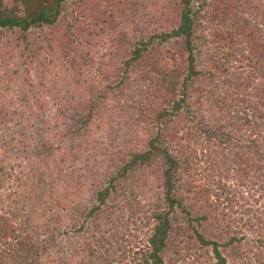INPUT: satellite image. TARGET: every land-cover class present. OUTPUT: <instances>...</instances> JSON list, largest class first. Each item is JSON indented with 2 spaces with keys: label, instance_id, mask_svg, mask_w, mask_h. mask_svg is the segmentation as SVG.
<instances>
[{
  "label": "rangeland",
  "instance_id": "374dc122",
  "mask_svg": "<svg viewBox=\"0 0 264 264\" xmlns=\"http://www.w3.org/2000/svg\"><path fill=\"white\" fill-rule=\"evenodd\" d=\"M76 1L66 3L54 30H33L29 41L36 46L32 45L30 49L37 60L35 66L28 70L22 63L27 59L29 50L24 52L23 44L18 41L19 47L11 56V46L9 48L5 44L6 37L10 35L0 36V106L3 104L7 112H16L12 122L0 125V182H13L16 189L14 182L19 177L21 186L29 193L27 196L31 198V204L26 209L25 217L34 219L37 223L35 234L38 241L51 244L42 257L43 264H83L86 258L93 264H140V256L136 253L146 250L147 237L152 227L149 217L154 205L150 187L156 188L158 185L154 177V173H158V167L152 165L140 170L136 175L146 183L144 189L138 190L131 198L121 197L115 202L110 201L106 209L110 208L109 214L102 213L84 220V217L76 215L82 209V205H77V197L80 193L83 197L89 195L93 185L101 180L98 179L101 173L98 165L100 162L102 164L103 161L102 165L106 167L110 154L115 159L112 163L119 159L120 150L115 148L118 143L121 144L120 135L130 134L127 142L133 144L135 135L139 133V142L134 144V150L144 149L142 141L148 134L145 127L141 123H132L128 128L127 121L131 118L127 113L118 114L116 111L121 104L119 99L125 97L113 95L105 85L107 77L112 79L114 76L116 79L130 50L125 39L131 37H126V34L149 24L153 28L157 23L165 26L166 23L156 21L157 13L156 16L148 14L146 18L140 14L142 7L162 11L156 7L161 0H145L146 5L138 0H130L132 3L125 5L129 10L130 20L113 27L109 34H87L86 39L91 40L89 45L69 48L65 41L71 40V32L77 34L78 30L82 31L87 20V12L80 14L79 2ZM84 1H87L88 6L93 2ZM241 2L264 6V0H206V6L199 12L200 22L196 28L197 48L202 54L213 53L219 44L217 37L223 38V48L219 45L217 59L232 52V56L228 58L229 64L225 67L231 81L241 72L252 73L249 67H244L246 61L241 59L252 57L251 53L262 48L264 43V31L261 36L255 37L254 47L249 48L245 36L239 35L242 31L233 33L234 28L228 33L227 30L219 29L222 21L228 24L233 17L241 16L254 22L253 17L257 14H242L243 9H234ZM199 3L197 0L194 10L199 11ZM171 15L166 17L174 25L178 19L171 20L174 17ZM240 22L245 21L243 19ZM102 24L104 25L100 23L101 26ZM262 27L264 28V24ZM250 29L245 30L243 35H247ZM55 33L57 41L54 39ZM90 35H93L92 39ZM122 39L124 45L121 43ZM179 50L167 52L163 63H170ZM68 53L69 56L65 58ZM180 56L183 58L184 55ZM61 59L72 60L74 66H69L70 62L66 63ZM147 67L145 61L138 74L145 75L149 70ZM229 83L227 80L226 85ZM90 106L93 108V119L89 126L80 135L66 134L67 130L70 131L78 123V118L85 116ZM59 108L61 111L64 109L63 117L57 114ZM57 115L61 118H56ZM208 116L204 114V122L210 121ZM15 125L21 127L13 128ZM210 125L213 126L212 129L217 128L214 123ZM44 129H51L53 132L45 136ZM190 136L188 137L186 130L178 131L173 149L174 155L180 159L181 168H187V158V172L193 175L196 173L199 177H196L195 183L194 180L190 182L187 179L191 176L183 172L179 181L182 187L180 195L184 198L190 219L194 221L192 224L208 240L218 242H222L226 236L247 234L251 239L237 245V249L234 246L221 249L222 254L229 257L231 264L242 263L243 260L245 262L246 257H254L253 254L261 250L258 244L255 247L257 241L253 234L246 232L248 229L241 223V226L236 225L243 219L246 211L252 210L248 217L256 220L257 210L261 211L263 208L264 194L258 191L260 187L257 185L260 180L252 182L249 179V174L253 175L257 170L249 167V164L239 165L237 155L230 158L228 153L232 149L224 150L216 138L211 141L205 136ZM42 144L48 148L47 151L37 155L31 151V147ZM245 166L250 168L247 176L245 172L238 173L239 167ZM41 179L44 180L41 182ZM38 182L42 184L39 185ZM204 190L208 191L206 195ZM198 191H201L199 198L202 202L195 195ZM27 196L25 195V199ZM186 219L181 212L175 215L163 264H215L212 248L198 243ZM197 219L200 220L196 221ZM236 221L238 222L235 223ZM80 227L83 228L79 232ZM114 229L118 231L117 240L124 242H120L125 248L123 252L120 251L121 245L119 248L117 243L116 246L114 243L111 245L116 239ZM188 233L193 237L191 242H188Z\"/></svg>",
  "mask_w": 264,
  "mask_h": 264
},
{
  "label": "trees",
  "instance_id": "16d2710c",
  "mask_svg": "<svg viewBox=\"0 0 264 264\" xmlns=\"http://www.w3.org/2000/svg\"><path fill=\"white\" fill-rule=\"evenodd\" d=\"M68 1L70 0H0V36L10 35L6 37L5 44L9 48L11 46L9 49L11 56L19 47L18 41L23 44L24 52L29 50L27 59H24L22 63L27 70L34 67L37 60L34 59L32 49H30L32 45L36 46L35 43L32 44L29 41L33 30L43 28L54 30ZM92 1L89 6L87 1H76L79 2L80 14L87 12L85 15L87 20L82 31L78 30L77 34L71 32L70 43L65 41L69 48L89 45L91 40L86 39L87 34L92 32L96 35L109 34L113 27L131 19L128 17L129 10L125 7L132 3L130 0ZM196 1L161 0L160 5L156 7L162 11L150 8L146 10V7L140 9L143 10L140 13L143 18H146L148 14L156 16L155 13H157L156 21L166 24L162 27L160 23H157L154 28L149 24L133 32L134 34H126V37H131L125 39L130 50L116 79L114 76L112 79L107 77L105 87L113 95L129 99L126 102L122 101L124 99H119L121 104L116 111L118 114L127 113L131 118L129 119L131 121H127L128 128L135 123H141L145 127L148 134L144 142L142 141L144 149L134 150L139 142L137 141L139 133L135 135L136 140L133 144L127 142L130 134L120 135L121 144L118 143L115 148L120 150L119 159L112 163L115 159L110 154L111 158L106 167H103V161L102 164L100 162L98 165H100L101 173L98 179L101 180L93 185L89 195L83 197L80 193L77 197V205H82V209L76 215L84 217V220H90L102 213L109 214L110 208L107 211L106 209L110 201L115 202L121 197L131 198L137 194L138 190L144 189L146 183L136 175L140 170L152 165L158 167V173H154L158 185L156 188L150 187L153 192L152 204L154 205L152 215L149 217L152 227L147 237L146 250L136 253L140 256V264H163L172 233V222L178 212L187 217L188 226L195 233L198 243L203 247L212 248L215 264H231L229 257L223 255L221 249L226 250L232 246L237 249V245H242L243 242L251 239L247 234H243L226 236L222 242H218L208 240L195 229L192 224L194 221L190 219L189 211L184 204V198L180 195L182 187L179 181H181L180 176L183 172L191 176L187 179L190 182L194 180L195 183L196 177H199L196 173L193 175L187 172L189 164L187 158L185 169L181 168L179 157L174 155L173 147L176 146L178 131L186 130L188 137L194 134L195 138L205 136L211 141L216 138L224 150L231 148L232 150L228 153L230 158L237 155L239 165L249 164V167L257 170L256 173L250 175V168L245 166L239 167L238 173L244 174L245 172L247 176L248 172L252 182L260 180L257 184L260 187L258 191L264 194V43L262 48L251 53L252 57L247 56L241 59L246 61L244 67H249L252 73L241 72L234 78V81H231L226 74L225 67L229 64L228 58L232 56V52L225 54L224 58L217 59V52L220 47L223 48L221 44H224L222 37H217L219 44L213 53L205 55L198 51L196 28L200 22L199 12L206 6V0H199V11L194 10ZM138 2L146 5L145 0H138ZM171 5L174 7L171 8ZM234 9H243L242 14L248 12L257 14L253 17L254 22L238 16L229 19L228 24L222 21L219 29L227 30L228 33L234 28L233 33L242 31L239 35L245 36L246 44L252 48L255 44V37L261 36L264 31L262 27L264 6L259 7L248 4V2H241ZM256 11L258 13H254ZM168 14L174 16L171 20L178 19L176 24L173 25L167 20L166 15ZM243 19L245 22L241 23L240 20ZM100 23H104L103 27ZM247 29L250 31L247 35H243ZM255 30L258 33L254 34ZM90 36L92 39L93 35ZM55 38L57 41L56 33ZM121 43L124 45L123 39ZM170 50H179L178 55L173 56L170 63H163L164 55ZM180 54L184 55L183 58ZM66 56L68 57L69 53L65 55V58ZM61 60H65L66 63L70 62L69 66H74L72 60ZM145 61L149 70L145 75H139L138 71ZM225 75L226 78H224ZM227 80L230 81L229 85H226ZM63 111L64 109L61 111L59 108L57 114L63 117ZM15 113V111L7 112L2 104L0 125L12 122ZM204 114L209 115L210 121L204 122L206 119ZM58 115L56 118L59 117ZM92 119L93 108L90 106L85 116L78 118V123L69 129L70 131L67 130L66 134L80 135ZM209 123L216 124L217 128L212 129L213 126ZM16 126L21 127L15 125L13 128ZM188 129H190L189 132ZM52 132L51 129H44L45 136L51 135ZM47 150L48 148L43 144L31 147V151L36 155ZM0 174H2L1 169ZM43 180L41 179V182ZM12 183L0 182V264H43L42 257L46 255L51 244L38 241L35 234L38 228L37 223L34 219L25 217L26 209L31 204V198L21 186V179L16 178L14 182L16 189ZM196 189L200 188L196 187ZM207 192L203 191L205 195ZM200 193L201 191H198L195 195L197 200L202 202L199 198ZM25 195H28V198L25 199ZM251 211H246L243 219L235 223L238 222L236 225L240 226L242 224L248 229L246 232L253 234L252 236L256 238L254 240L257 241L255 247L258 244L261 250H257L256 254H253L254 257H246L245 262L243 260L242 263L234 262L233 264H264V205L261 211L257 210L256 220L254 217H248ZM198 220L200 219L196 221ZM82 228L80 227L78 231L80 232ZM114 232L116 239L111 242V245L114 243L116 246L117 243V248L121 245L122 250L120 251L123 252L125 248L120 242H124L118 241V231L114 229ZM187 235L190 240L188 242H191L193 239L191 233ZM84 261L83 264H93L88 258Z\"/></svg>",
  "mask_w": 264,
  "mask_h": 264
}]
</instances>
